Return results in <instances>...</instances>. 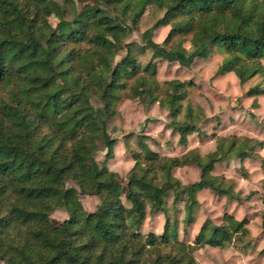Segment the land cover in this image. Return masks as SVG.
I'll return each instance as SVG.
<instances>
[{
	"label": "trees",
	"instance_id": "trees-1",
	"mask_svg": "<svg viewBox=\"0 0 264 264\" xmlns=\"http://www.w3.org/2000/svg\"><path fill=\"white\" fill-rule=\"evenodd\" d=\"M110 8L108 15L98 4ZM164 10L156 25H170L164 43L172 59H205L221 43L228 58L216 74L234 72L240 84L255 75L262 81L247 96L264 94V0H0V260L4 264H200L204 246L243 249L248 219L224 210L221 221L202 222L192 241L178 237L196 219L197 192L208 188L242 203L250 194L235 190V180L213 174L215 163L255 155L263 141L232 130L213 133L215 149L197 148L164 155L139 133L133 166L120 175L95 166L105 139L102 119L123 99L147 107L158 104L171 117L165 125L185 144L208 121L203 106L188 98L192 80L159 82L154 62L141 65L125 42L144 8ZM58 14L52 28L48 19ZM120 32L117 39L109 37ZM174 36L181 38L170 42ZM189 41V47L182 43ZM125 48L119 61L115 56ZM94 102L99 104L97 107ZM253 101L251 106H256ZM252 117L253 114H250ZM199 169V179L182 183L173 170ZM172 193V205L166 195ZM80 196L99 202L87 211ZM264 206V188L260 195ZM129 203V206L125 204ZM149 213L164 214L161 233L139 227ZM178 203L184 216H173ZM64 209L55 223L50 215ZM172 210V211H171ZM173 216V217H172ZM264 229V209L261 213ZM264 255V247L260 250Z\"/></svg>",
	"mask_w": 264,
	"mask_h": 264
},
{
	"label": "rangeland",
	"instance_id": "rangeland-1",
	"mask_svg": "<svg viewBox=\"0 0 264 264\" xmlns=\"http://www.w3.org/2000/svg\"><path fill=\"white\" fill-rule=\"evenodd\" d=\"M58 1L61 2L62 0ZM98 4L108 15L115 18L117 17L110 8H107L100 2H98ZM163 14V9L159 8L155 4H150L144 8L142 15L137 19L134 25H131L129 21L123 22L124 26L129 29V35L125 38V42H130V54L133 55L141 65H144L150 61L154 62L157 67L156 76L159 82L174 78L182 81L192 80L194 82V85L190 86L188 89V98H190L193 102H197L198 104L201 103L206 108L205 114H211L209 120L212 122L211 124H214L213 128L211 124H202L203 130L206 132V138L203 137V139H206V141L203 142L204 149L208 146V143L206 142H208L210 138H213L212 134L218 131L217 126L220 124L227 126V124H229L230 121L235 118V126L237 127L239 133L242 132L244 129V126H242L245 122L244 120L246 118L249 120L255 118V116H248L246 111L243 112V101L245 96L244 91L258 81H262L263 77L257 74L243 84L238 82V79L235 75L234 76L237 82L233 81L230 77H226L221 82L217 81L219 75L216 74V70L218 66L228 58V55L225 53L222 44L219 42L214 43L209 47V55L205 59L213 58V60L210 61L208 65L203 64V62L198 59V56L194 57L196 58L194 62V58L190 61H186L188 57L185 54L182 55V59H172L174 55L170 53V45L164 43V40L170 29V25H156L157 21L163 16ZM58 20V14H53L51 17H49V27L53 28ZM119 36L120 32L118 31L109 33V37L112 39H117ZM180 38V36H174L170 42H176ZM182 45L185 48H188L189 41H184ZM125 52L126 51L124 48L119 55L115 56V61H119ZM214 61L216 62V65H214ZM260 61L264 65V60L261 59ZM198 69V77L200 78L201 76L200 81L193 77V74H197ZM125 100L130 101L124 102ZM260 100L262 102L260 116L262 120H264V96H262ZM231 102H233V105L228 106L231 104ZM94 105L97 107L99 104L94 102ZM221 109H225V111L227 110V115L225 117L224 115H220L219 110ZM238 110H240L241 113L237 112L236 114L235 112ZM225 113L226 112H224V114ZM99 116L102 119L105 139L107 141L113 139L114 141L109 147H105L104 143L101 144V150L98 151L94 157L96 163L95 166L96 168L100 169L104 167L105 164L111 159L121 156L119 157L120 159H115V161H112L111 164L117 171L112 169L110 170L117 172L122 178L123 184L125 185L126 173L128 171L127 169L129 168V155L127 154H129L128 151L130 152L136 148V144L139 139L138 134L145 132L147 134L154 133L157 136V134H159L157 132L159 125L150 124V127H147L145 130L147 123L150 121L153 123V120L156 121L159 119L164 121L166 120L168 122L171 120V117L167 111L166 113H163L162 109L159 108L155 103L147 107L146 105H142L138 100L131 99H123L122 102L118 103L115 106L114 114L104 116L103 113L99 112ZM121 134L122 138H124L123 141L120 138ZM170 138H162V142L165 141V143H169ZM147 139H149V137ZM239 171H241L240 167H235L232 168L227 175L239 177ZM176 174L181 176L185 181H193L198 178L199 171L197 168H188L179 170L176 172ZM234 180L236 181V179ZM235 187H237V182ZM238 190L243 192L241 189ZM172 196L173 195L171 192L166 195V206L168 207H171L172 205ZM80 198L87 211L95 209L99 202V199L95 196L93 198L80 196ZM197 198L200 201V206L196 210L195 221L185 229V232L183 231L182 224L180 223L179 225L178 237L185 241L193 240L205 218H209L214 223H219L221 221L223 211L225 209H230L231 201L225 200L224 196H217L210 191H203ZM125 204L129 206L127 201H125ZM255 204L257 205V203H253L252 205L253 209H244L237 204L234 205V211L237 212L236 215L239 218L247 217L248 219L247 226L250 233L246 238L248 242L244 248L220 249L217 247L204 246L195 252V257L200 264H264V255H262L260 252V250L264 247V229H260L261 213L264 209V206L262 205L261 209L258 212L256 211L258 213V217L255 218V216L251 215L252 212H255L257 209ZM149 207L150 204L147 202L146 215L139 227L141 231H143L142 224L145 218L154 215L149 213ZM177 208L179 210H171V214L173 216H177L181 221L184 216L182 204L178 203ZM50 217L53 222L58 223L67 218L68 213L64 209H55L51 213ZM146 226L150 229V231L154 232L153 230H157L159 224L157 221L152 222L150 220V225ZM162 230L163 225L159 227V231L157 232L161 233ZM144 231H146V227ZM0 264L4 263L0 260Z\"/></svg>",
	"mask_w": 264,
	"mask_h": 264
},
{
	"label": "crops",
	"instance_id": "crops-1",
	"mask_svg": "<svg viewBox=\"0 0 264 264\" xmlns=\"http://www.w3.org/2000/svg\"><path fill=\"white\" fill-rule=\"evenodd\" d=\"M198 59L200 61H202L203 64H205V65H208L210 63V61L213 60V58L203 59L200 57ZM195 60H196V58H194L193 62ZM214 65H216L215 61H214ZM198 75H199V69L197 70V74H193V77L195 79H197L198 81H200L201 76L199 78ZM217 75H219L217 81L221 82L226 77L227 78L230 77L233 81L237 82V80L234 76L235 74L232 71H228V72H225L223 74H217ZM245 91H244V95H245ZM262 96H264V94L256 95V96H247V95L244 96V101H243L244 102V104H243L244 111L243 112L246 111L248 116H251L250 114H253L255 116V118H252V120L251 119L249 120L246 118L244 120L245 122L242 125V126H244V129L242 130V132H240V133L238 132V129L235 126V123H236L235 118L232 119L230 121V123L227 124V126H225L223 124H220L217 126V129H218V131L216 132L217 134H220L224 131L232 130L237 135H246V136L253 137V138H256L258 140L263 141V145L261 147L256 148L255 155H253L251 157H246L243 159L233 157V158H230L228 160H223V161L217 162V163H215V165L213 167V170H212L213 174H222L227 178L236 179L235 186H236V182H237V187L234 186V189L235 188H236V190L241 189L243 191V192H241V193H243L242 195H245L248 193L251 194L250 197L247 200L243 201L242 203H236L235 201H231L230 209L229 210L225 209L226 211L232 213L237 219H241L243 217L239 218L236 215L237 212L234 211V209H235L234 205L235 204L241 206L244 209H253V206H252L253 203H257V205L255 204V207L257 209L255 210V212H252V214H251V215L255 216V218L258 217L257 212L261 209V207L263 205L261 203V199H260V195H261L263 188H264V120H262V118L260 116L261 115L260 108L262 107L261 106L262 102L260 99ZM126 101H130V100H125L124 102H126ZM253 101H256V103H257L255 107L251 106ZM124 102H123V104H124ZM155 104H157V103H155ZM232 105H233V102H231V104L228 106H232ZM204 109L206 111L205 107H204ZM121 111H122V108H121ZM162 111H163V113H166V110L162 109ZM224 112H226V113L224 114ZM237 112L241 113L240 110L236 111L235 113L237 114ZM219 113H220V115H224V117H225L227 115V110L225 111V109H221V110H219ZM210 115L211 114H208L207 117L210 118L211 117ZM243 118H244V116H243ZM153 121H154L153 123H151V121L149 123H147V125L145 126L146 127L145 130L147 129V127L148 128L150 127V124L159 125L158 129H157V132L159 134H157V136H156V134H154V133L153 134H147L145 132H141V133L147 134L149 136V139H146V143L148 144V146L151 149L159 152L160 154L180 155L183 152H185L186 150L191 149V148H197L201 154H206L207 152L213 151L215 149L216 143H215L214 138H210L208 140V142H206V143H208L207 144L208 146H207V148L204 149L203 142L206 141V139H203V137L206 138V132H204L202 127H201L202 131L200 133L194 132V133L188 135L186 138L187 141L183 145V144L179 143V135L175 132L173 133V131L171 129L166 127V125H165L167 123L166 120L164 121L162 119H159V120H156V121L153 120ZM206 123L211 124L212 122L208 119V121ZM213 125L214 124H211L212 128L214 127ZM161 135H163V136H161ZM120 136H121L120 137L121 140L123 141L124 138H122V134ZM167 137H168V139L171 137L170 142L169 143H165V141L162 142V138H167ZM128 153L129 154H127V155H129L128 156L129 157V159H128V167L129 168L127 170H129L130 167H132V165L134 163V160L132 159L131 154H130L131 152L128 151ZM119 157H121V156H118L117 158L111 159L110 161H108L105 164V166L109 169L117 171L111 164H112V161H115V159H120ZM235 167H240L241 171H239V173H240L239 177H236L234 175H227L230 172V170L232 168H235ZM188 168L189 169H194V168L196 169L197 167L194 165H185L183 167H178V168H175L173 170V175L176 176L182 183H185V184L189 183V182L197 181L199 179V176L197 179H195L193 181H185L181 176L176 174L177 171L182 170V169L183 170L188 169ZM198 171H199V169H198ZM203 191H210V190L208 188L200 189L196 194L197 197ZM87 197L93 198L94 196H87ZM220 197H223V196H220ZM224 199L226 200L225 197H224ZM197 200H198V198H197ZM198 202H199V206H200V201L198 200ZM163 217H164L163 213L157 212L154 215H152L151 217L145 218V220L142 224V227H143L142 232L150 231V229L147 228L146 225H150V220H151L152 222L157 221V223L159 224V226L157 227V230H153L155 233L159 234V232H157V231H159V227L163 225ZM245 218H247V217H245ZM145 227H146V231H144ZM260 229H262V228H260Z\"/></svg>",
	"mask_w": 264,
	"mask_h": 264
}]
</instances>
